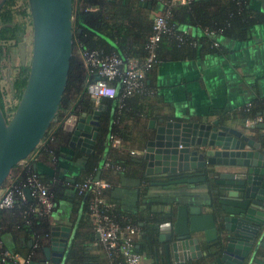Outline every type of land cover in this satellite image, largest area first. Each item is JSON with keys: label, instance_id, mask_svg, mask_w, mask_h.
Returning a JSON list of instances; mask_svg holds the SVG:
<instances>
[{"label": "crops", "instance_id": "0c3cea01", "mask_svg": "<svg viewBox=\"0 0 264 264\" xmlns=\"http://www.w3.org/2000/svg\"><path fill=\"white\" fill-rule=\"evenodd\" d=\"M234 3L238 9L243 6L248 10V20L238 22L237 28H228L229 23H226L222 32L219 25L211 23L205 27L214 32L206 34L205 27L181 25L179 31H175L186 36L181 46L175 47L170 39H165L157 47L160 61L144 74L146 94L125 99L117 94L105 102L92 97L95 104L104 105L100 113L107 111L111 118L94 178L106 184L102 196L113 204V212L119 219L138 227L134 236V246L138 245V249H143V235L148 234L150 221L159 217L157 212L169 216L180 204L196 206L203 225L205 220L201 218L219 209L210 195V188L216 187L213 178L163 184L168 178L155 172V164L148 172L145 170L144 147L154 129L167 119L191 122L230 119L228 124L241 130L254 125L256 116H264V0H234ZM140 5L151 18L163 10V6L154 1L145 0ZM213 42L217 45L212 46ZM79 52L76 55L81 60ZM262 131L255 129L251 135L256 137ZM110 135L118 142L112 143ZM93 143L91 147L69 145L68 138L66 145L58 144L55 157L37 154L38 151L30 157L32 169L46 181L47 184H43L52 189L55 196L52 209L43 215L48 234L52 226L57 227L58 234L65 232L63 227L68 228L69 246L62 264L112 263L93 231L86 197L78 195L74 188V183L84 176L83 155L93 153ZM105 163L118 164L120 169L104 166ZM219 230L220 224L216 222L217 236ZM41 241L40 250L31 259L38 264L44 262L43 248L49 246V235L42 236ZM23 242L22 232L13 230L4 233L1 243L7 249L15 248L23 253L26 248ZM71 247L77 252L74 259L67 257ZM136 252L141 257L139 264H155L148 256L143 258L137 249ZM256 260L252 264H264L262 249L257 252ZM156 264H161L159 259Z\"/></svg>", "mask_w": 264, "mask_h": 264}, {"label": "water", "instance_id": "95a60500", "mask_svg": "<svg viewBox=\"0 0 264 264\" xmlns=\"http://www.w3.org/2000/svg\"><path fill=\"white\" fill-rule=\"evenodd\" d=\"M26 3L31 22L28 72L8 120L0 110V186L55 121L71 56L72 0ZM18 57L23 64L24 42L18 46ZM102 109L104 105L97 103L91 113L71 111L64 117L69 145L92 146ZM229 121L167 119L146 141L142 159L147 172L155 164V172L168 178L163 184L213 178L216 187L210 188V195L220 208L204 215L203 225L196 206L180 204L169 216L157 212L159 217L150 221L148 234L143 235V249L135 245L143 258L148 256L155 264L158 259L161 264H252L258 247H264V131L251 135L255 129L264 130V121L241 130ZM23 192L29 200L28 187ZM56 230L50 227L49 246L43 248L50 264H62L69 246L68 228L59 234Z\"/></svg>", "mask_w": 264, "mask_h": 264}, {"label": "trees", "instance_id": "16d2710c", "mask_svg": "<svg viewBox=\"0 0 264 264\" xmlns=\"http://www.w3.org/2000/svg\"><path fill=\"white\" fill-rule=\"evenodd\" d=\"M17 1H20L24 7L19 11V14L22 17L26 16L28 23L31 25L26 0H4L0 7V42H12L14 44L23 36V23L13 21L14 12L11 7ZM148 1L151 3L152 1L154 3L157 2L163 6V0ZM141 3L142 1L140 0H72L71 56L64 90L55 114L56 119L50 122L37 146L21 161L22 163H17L10 168L0 189L8 184L23 188L27 186L26 179L31 174L35 175L39 183L46 185V181L32 169L30 157L36 151H38L37 154L43 153L44 155L55 157L58 153V144L66 145L70 136L69 132L63 131L62 128L64 117L71 111L91 113L94 109V100L86 92V84L93 80V75L87 72L82 60L77 58V52L81 50H97L103 54L114 52L121 59L135 58L142 60L144 58V45L151 32L152 18L148 15L145 8L140 5ZM240 9L235 6L234 0H191L186 5L173 4L170 6L167 21L172 27V33L173 30L174 32L179 31V26L181 25L204 28L205 26H210L211 23L219 25L218 27L222 28V32H224V24L229 23L228 28L231 26L237 28L238 22L245 19L248 20L247 8L242 6ZM175 35V33L163 35L157 47L165 39H170L175 47L181 46V43L185 42L184 38L186 36L183 35L182 40L178 41ZM174 50L178 51L179 49L174 48ZM155 52L156 58L160 61L161 55L157 48ZM2 53L4 52L2 51ZM17 65V70L12 79H10V90L13 92L16 102L9 109L6 108L5 110L4 97L0 91V110L6 120H8V112L11 116L26 82L28 64L23 65L18 59ZM109 100V98L100 99V101L104 102ZM110 121L111 118L107 111L99 114L98 127L92 147L93 153L83 155L82 171L84 176L77 182L83 181L88 177L94 178L100 154L110 130ZM114 131L118 133L120 138L119 131L115 130V128ZM78 155L82 157V154ZM50 191L54 202V192L52 189ZM87 199L88 197H86ZM37 206L38 204L33 197H30L29 200H22L16 196L11 208L0 209V250L7 249L1 243L4 233L16 230L23 234L25 251L21 253L15 248L8 250L17 253L21 257H28L30 260L35 258L36 252L40 250L43 244L41 241L42 236H48L44 216L31 211ZM114 220L119 222L120 225L124 223L117 215H115ZM72 247L69 248L67 257L69 256L70 258L71 256L74 259L77 252ZM45 263L46 261L44 260L42 264Z\"/></svg>", "mask_w": 264, "mask_h": 264}, {"label": "built area", "instance_id": "2783aa9c", "mask_svg": "<svg viewBox=\"0 0 264 264\" xmlns=\"http://www.w3.org/2000/svg\"><path fill=\"white\" fill-rule=\"evenodd\" d=\"M190 2L191 0H163V10L153 15L151 19V32L144 45L145 56L142 60L121 59L114 52L103 54L97 50H81L79 55L82 63L87 72L93 75V80L86 84V92L94 99H111L117 94L123 98L133 94H146L144 74L158 62L155 54L158 42L163 35L175 33L174 30L172 33V27L167 21L169 8L173 4L186 5ZM213 32L212 29L204 28L206 34ZM175 34L176 39L181 41L183 33ZM216 45V42L212 43V46ZM261 121H264V116L258 115L253 123ZM109 138L112 143L118 142L112 135ZM104 166L120 169L118 164L105 163ZM26 181L27 186L24 187H28L30 197H33L38 204L31 211L38 215L49 213L53 207L52 192L44 184L39 183L34 174L29 175ZM105 186L106 184L101 180L91 177L74 183L76 193L84 198L88 197L87 212L93 231L98 237L105 256L112 261L111 264H139L140 255L134 248V236L138 233V227L127 220H124L121 225L114 220L116 214L113 212V204L105 201L102 196V189ZM23 188L16 185H5L1 188L0 209L11 208L16 196L22 200L26 199ZM29 262L31 260L28 257H21L8 249L0 250V264H28Z\"/></svg>", "mask_w": 264, "mask_h": 264}, {"label": "rangeland", "instance_id": "374dc122", "mask_svg": "<svg viewBox=\"0 0 264 264\" xmlns=\"http://www.w3.org/2000/svg\"><path fill=\"white\" fill-rule=\"evenodd\" d=\"M23 5L20 1L15 2L13 7H11L14 12L13 21H20L24 25V33L21 39L17 43L12 42H0V91L3 94L4 108L6 110L11 107L16 101L13 96V92L10 90V79L14 76L17 70L18 64V46L22 42L25 44V58L23 65L29 63L30 47H31V25L28 23V18L22 17L19 11L22 10ZM2 51L4 53H2ZM10 77V78H9ZM10 113H7L9 119Z\"/></svg>", "mask_w": 264, "mask_h": 264}, {"label": "flooded vegetation", "instance_id": "af4514ba", "mask_svg": "<svg viewBox=\"0 0 264 264\" xmlns=\"http://www.w3.org/2000/svg\"><path fill=\"white\" fill-rule=\"evenodd\" d=\"M216 204L218 205V208H220L219 206V204L216 202ZM134 248H135V246H134ZM263 250L264 251V247H258V250L255 252V254H254V256H253V261L254 262H256L257 260H256V255H257V252L259 251V250ZM135 250H136V248H135ZM140 255V254H139ZM140 259H141V257H140ZM240 259L239 258H236V262H238ZM140 262V261H139ZM177 262H181V260L180 259H178L177 260Z\"/></svg>", "mask_w": 264, "mask_h": 264}]
</instances>
